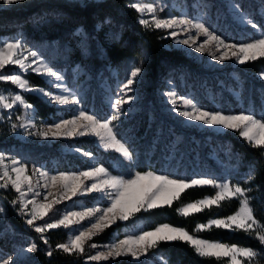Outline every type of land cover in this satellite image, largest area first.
Instances as JSON below:
<instances>
[{
  "label": "snow or ice",
  "instance_id": "6c2138e0",
  "mask_svg": "<svg viewBox=\"0 0 264 264\" xmlns=\"http://www.w3.org/2000/svg\"><path fill=\"white\" fill-rule=\"evenodd\" d=\"M17 3L20 0H0L2 6ZM126 6L136 11L138 23L146 32L159 30L164 33L161 39L170 38L175 47L184 46V51L189 54H207L219 64L244 65L264 58V17L256 19L238 0H233L231 10L235 17L254 30V35L247 40L227 37L213 27L208 19L212 7L209 0H199V12L195 15L173 12L174 6L166 0H130ZM103 22L111 24L113 18L107 16ZM72 35L78 37L77 46L87 55L93 38L91 34L80 27ZM121 35L120 31L110 32L108 38L118 42ZM45 48L58 49L67 58L64 63H74L67 46L52 42L38 45L22 30L0 40V82L14 86L0 90V119L10 122L12 133L44 140L93 136L104 150L119 153L117 159L128 171L115 174V169L106 167L93 151L81 147L74 150L89 158V163L83 168L68 170H49L34 163L29 166L21 156L0 150V190L15 193L9 203L38 234L41 242L29 241L26 247L20 246L11 253L0 255V264H32V254L37 253H43L50 261L55 254L61 253L90 264H116L118 258L130 256L138 260L153 249L159 250L162 245L176 242L187 244L201 258L223 259L226 264H253L255 258H264V213L257 203L264 199V189L255 183L258 164L264 162V103L259 111L252 102L249 107L239 110L212 108L201 104L194 96L179 94L174 87H169L163 94L171 110L185 122L208 126L217 133L235 130L249 146L259 150L261 159L249 161L228 148V166L219 172L190 176L165 168L153 170L151 165L141 167L139 152L133 146L134 140L130 139L135 136V130L124 135L121 128L125 127L122 117L127 118L130 113L124 106L139 99L135 95L138 89L133 85L142 81L148 52L142 49L138 58L124 59L126 80L119 85L122 94L111 99L109 114L100 115L82 107L79 89L68 82L69 70L75 79L92 69L81 61L74 69L66 70L58 66L59 61L54 56L45 54ZM29 73L43 78L48 87L30 82ZM258 76L264 82V72ZM172 84L169 79L167 85ZM259 92L264 97V88ZM25 93L38 96L54 110L46 119H40L37 106L26 98ZM18 109H22L19 115ZM59 112L66 114L61 116L57 114ZM14 116L16 119L12 122ZM194 186H210L214 194L177 208L176 211L185 217L233 200L238 206L231 214H217L196 224L192 231L170 223L121 231V226L126 228L130 221L153 210L171 207L180 199L181 193ZM80 199H88L90 204L78 205ZM4 212L5 208L0 207V213ZM114 225L116 229L107 241L95 240ZM214 227L244 233L254 238L261 250L206 239L198 234ZM57 229L67 230V239L53 245L48 234ZM160 259L161 264H169L166 256L162 255Z\"/></svg>",
  "mask_w": 264,
  "mask_h": 264
},
{
  "label": "rangeland",
  "instance_id": "374dc122",
  "mask_svg": "<svg viewBox=\"0 0 264 264\" xmlns=\"http://www.w3.org/2000/svg\"><path fill=\"white\" fill-rule=\"evenodd\" d=\"M166 2L174 6L171 10L177 14L191 12L195 15L199 12L197 7L199 0H166ZM209 2L212 7L208 19L218 32L227 37L242 40H247L254 35V30L250 26L233 15L231 10L233 0H209ZM238 2L247 11L251 12L256 19L259 20L264 17V0H238ZM17 32L2 34L0 40L14 36ZM26 36L38 45H41V42L43 45L52 42L56 45L65 46L61 40ZM179 49L186 54L193 65L180 64L173 71L168 72L165 77L162 76L152 86L154 92L149 100L146 96L147 82L144 73L142 81L133 85L134 88L138 89L135 95H138L139 99L134 100L131 105L126 104L124 106L125 110L130 109V113L127 118L122 117L125 127L121 128V133L127 135L129 131L135 130V136L130 137V139L134 140L133 146L139 152L141 167L151 165L153 170L165 168L169 171H178L181 174L190 176L219 172L228 166L227 149L229 148L223 146L226 142L222 140L223 138L220 135L229 130L217 133L215 129L208 126L196 122H185L184 118L171 110V106L163 93L169 90V87H174L179 94L194 96L207 107L239 110L249 107L250 102H252L259 111L262 103H264V97L261 96L259 89L264 88V82L259 79V72L255 77L250 75L252 79L260 83L259 86L256 85L255 81L247 83L242 74L239 73L242 66L240 64L231 62L219 64L212 61L207 54H189V52L184 51V46H180ZM45 54L54 56L59 61L58 66H63L66 70L74 69L76 64L81 63V61L87 64L92 71L88 74H80L75 79H73L72 72L69 70L68 82L70 86L75 85L79 89L82 97V107L85 110L100 115H107L112 111L110 101L115 95L122 94L119 85L126 80L123 61L115 65L100 64L94 66L87 59L80 61L71 59L74 63H64L67 58L58 49L45 48ZM169 79L173 81L171 86L167 85ZM5 87L14 86H0V90ZM45 87H48L47 83ZM49 106L53 108L52 105ZM21 112L22 109H18L17 115ZM57 114L63 116L66 113L59 112ZM67 114L70 115V111ZM39 118L46 119L47 117ZM15 119L14 116L12 122H15ZM77 147L93 151L100 158V161L105 163L106 167L115 169V174L128 171L117 159L120 154L111 150H104L97 144L96 138L93 136L44 140L35 136L12 133L10 122L0 119V150L21 156L25 159V162L29 163V166L34 163L37 167L44 165L49 170L83 168L89 163V158L77 153L74 150ZM73 200H76V198H73ZM64 203L70 205L71 202ZM77 204L86 205L90 204V201L80 199ZM144 227H147L146 224L141 219H137L134 223L132 221L128 222L126 228L121 226V231L138 230ZM65 231L67 232V230ZM27 242L29 240L14 242L11 249L0 246V255L11 253L13 249L20 246L26 247ZM32 255V264H38L34 254ZM160 257V254L151 250L149 254L140 257L138 260L130 256L118 258L116 264H161ZM88 263L90 264V262ZM91 264H95V262H91ZM253 264L261 263L258 262V258H255Z\"/></svg>",
  "mask_w": 264,
  "mask_h": 264
},
{
  "label": "trees",
  "instance_id": "16d2710c",
  "mask_svg": "<svg viewBox=\"0 0 264 264\" xmlns=\"http://www.w3.org/2000/svg\"><path fill=\"white\" fill-rule=\"evenodd\" d=\"M129 2L130 0H20V3L13 6L0 7V35L22 30L26 35L33 38L61 40L70 49L72 60L87 59L94 66L119 64L126 57L138 58L141 50L144 49L149 54V59L144 65L147 82L146 96L149 100L154 92L152 86L162 76L165 77L168 72L173 71L180 64L188 66L193 64L181 49L173 45L170 38H160L164 33L159 30L146 32L143 26L138 23L136 11L126 6ZM40 16L44 19L39 20L38 17ZM107 16L113 18L111 24L103 22ZM80 27H83L84 31L93 37L90 41L89 53L86 56L83 50L77 46L78 37L72 35ZM116 31H120L122 34L118 42L108 38L110 32ZM262 71H264V58L247 62L240 67L239 73L242 74L247 83L255 81L256 85L259 86L260 83L252 79L251 76L255 77L257 73ZM28 79L34 84L46 86V81L36 74H28ZM0 86L5 85L0 82ZM25 96L37 106L39 117H48L54 110L36 95L29 93ZM144 118L146 120V116ZM220 136L226 142L223 145L225 148H231L246 160L261 159L259 150L249 146L235 130H229ZM108 166L110 165L108 164ZM258 169L255 183L264 189V162L258 164ZM212 194H214V189L210 186H194L181 193L180 199L174 201L171 207L165 206L153 210V212L141 216L139 219L147 227L159 223H170L186 227L192 231L196 224L206 222L208 218L217 214H231L237 208V202L233 200L223 203L221 207L214 206L212 209H205L188 217L176 211L177 208L186 203ZM14 196V192L0 190V207L5 208V212L0 213V246L11 249L14 242L25 240H35L41 243L38 234L25 223L24 218L9 203ZM257 203L261 212L264 213V199ZM115 229L116 226H113L112 229L97 236L95 240L107 241ZM198 234L206 239L238 243L241 246H252L258 251L261 250L258 242L244 233H232L214 227ZM48 235L50 243L53 245L63 242L67 238V232L64 229L52 230ZM153 250L161 256H166L169 264H226L223 259L201 258L187 244L179 242L162 245L159 250ZM34 258L38 264H89L86 260L61 253L55 254L51 261L43 253L34 254ZM257 258L259 263H264V258Z\"/></svg>",
  "mask_w": 264,
  "mask_h": 264
}]
</instances>
